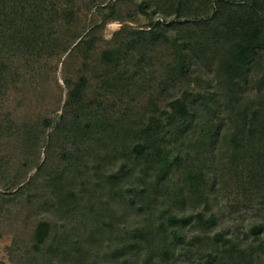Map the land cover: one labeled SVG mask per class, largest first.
<instances>
[{"label": "trees", "instance_id": "1", "mask_svg": "<svg viewBox=\"0 0 264 264\" xmlns=\"http://www.w3.org/2000/svg\"><path fill=\"white\" fill-rule=\"evenodd\" d=\"M234 184H264V0H0L11 264H264L212 232Z\"/></svg>", "mask_w": 264, "mask_h": 264}, {"label": "rangeland", "instance_id": "2", "mask_svg": "<svg viewBox=\"0 0 264 264\" xmlns=\"http://www.w3.org/2000/svg\"><path fill=\"white\" fill-rule=\"evenodd\" d=\"M148 21L144 17L135 20V24H146ZM121 24L117 21L109 23L104 29V36L110 38L113 32L119 29ZM57 83L63 84L60 71L57 72ZM54 78V85L57 84ZM60 89V88H59ZM222 198L214 205V211L218 212V224L212 232L222 230L226 232V237L233 238L240 244L252 246L256 253L264 257V184L257 189L252 195L246 196L242 189L238 190V186L229 185L222 191ZM261 226L260 231L254 234V227ZM19 231L26 228L17 226ZM193 230H190L192 234ZM13 234L5 231L0 238V260L5 264H11L9 259L8 246L11 245Z\"/></svg>", "mask_w": 264, "mask_h": 264}]
</instances>
